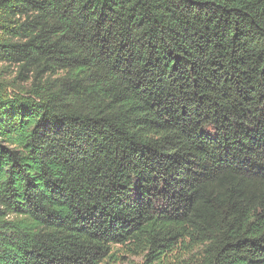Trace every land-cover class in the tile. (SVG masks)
<instances>
[{
	"label": "trees",
	"instance_id": "trees-1",
	"mask_svg": "<svg viewBox=\"0 0 264 264\" xmlns=\"http://www.w3.org/2000/svg\"><path fill=\"white\" fill-rule=\"evenodd\" d=\"M264 264V0H0V264Z\"/></svg>",
	"mask_w": 264,
	"mask_h": 264
},
{
	"label": "rangeland",
	"instance_id": "rangeland-1",
	"mask_svg": "<svg viewBox=\"0 0 264 264\" xmlns=\"http://www.w3.org/2000/svg\"><path fill=\"white\" fill-rule=\"evenodd\" d=\"M132 261H135L136 263L140 262V259H127L125 261L118 262L116 264H131ZM104 264H112L110 261L104 263ZM115 264V263H114Z\"/></svg>",
	"mask_w": 264,
	"mask_h": 264
}]
</instances>
